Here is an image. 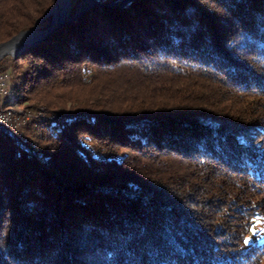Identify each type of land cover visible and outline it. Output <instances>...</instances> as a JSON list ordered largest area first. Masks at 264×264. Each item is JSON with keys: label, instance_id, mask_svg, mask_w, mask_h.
Returning a JSON list of instances; mask_svg holds the SVG:
<instances>
[{"label": "trees", "instance_id": "obj_1", "mask_svg": "<svg viewBox=\"0 0 264 264\" xmlns=\"http://www.w3.org/2000/svg\"><path fill=\"white\" fill-rule=\"evenodd\" d=\"M91 1L0 62L65 118L0 125V264H264V0ZM55 3L0 0V43Z\"/></svg>", "mask_w": 264, "mask_h": 264}, {"label": "water", "instance_id": "obj_2", "mask_svg": "<svg viewBox=\"0 0 264 264\" xmlns=\"http://www.w3.org/2000/svg\"><path fill=\"white\" fill-rule=\"evenodd\" d=\"M132 0H124L113 6L124 7ZM96 2H88V6L80 10L76 16H71V0H56V5L50 9L44 18L40 19L34 28L21 31L9 41L0 44V61L5 57L16 58L22 53L38 47L46 38L57 29L76 20L84 11L96 5ZM101 6V5H100ZM52 17L51 26L47 30H39V25L46 19Z\"/></svg>", "mask_w": 264, "mask_h": 264}, {"label": "rangeland", "instance_id": "obj_3", "mask_svg": "<svg viewBox=\"0 0 264 264\" xmlns=\"http://www.w3.org/2000/svg\"><path fill=\"white\" fill-rule=\"evenodd\" d=\"M124 1V0H123ZM133 1V0H132ZM88 2H92L91 0H80V2H76L71 0V16H76L77 13L80 10L85 9L88 6ZM94 2V1H93ZM122 2V1H120ZM118 2V3H120ZM118 3H114V4H118ZM131 3V2H130ZM114 4L110 5L113 6ZM56 5V3H55ZM55 7V6H54ZM52 9V8H51ZM49 11V10H48ZM47 11V12H48ZM46 12V13H47ZM46 15V14H45ZM45 17V16H44ZM43 17V18H44ZM52 19V17H49ZM46 18L43 22H45L47 19ZM42 19V18H41ZM40 20V19H39ZM38 20V21H39ZM37 21V22H38ZM36 22V23H37ZM42 22V23H43ZM41 23V24H42ZM52 23V20H51ZM40 24V25H41ZM36 25V24H35ZM40 25H39V30H40ZM51 26V24H50ZM49 26V27H50ZM35 27V26H34ZM33 27V28H34ZM47 30V29H46ZM24 31V30H23ZM19 34V33H18ZM17 34V35H18ZM13 38V37H12ZM9 41V40H8ZM7 42V41H6ZM4 43V42H3ZM1 44V43H0ZM19 57V56H18ZM7 58H13L11 56L5 57L4 59H2L0 62L5 61ZM17 58V57H16ZM3 78L4 82L6 83L9 78L8 76H0V79ZM1 89V88H0ZM5 91H6V85H5ZM7 93V92H6ZM0 96H3L0 94ZM3 103L0 104V108L2 109H13L16 112H22L24 115L28 114L30 116V120L26 123V125L22 126L19 130V136H17V138L24 142V137L22 136V130L30 123H32L33 121L36 122V124L40 125L42 123L45 122H50V123H54V124H62L65 120L64 116L59 114V113H55V112H51L49 111L50 109L48 108V106H46L45 104H37L34 105V107H26V106H22V107H5L2 105ZM58 116L60 119L58 120H50L49 118H51L52 116ZM42 118V119H41ZM47 119V121H46ZM57 122V123H56ZM2 126V125H1ZM247 244L251 243V242H256V243H263L264 242V216H257L256 218H254L253 223H252V227H251V232L248 235L247 239Z\"/></svg>", "mask_w": 264, "mask_h": 264}, {"label": "built area", "instance_id": "obj_4", "mask_svg": "<svg viewBox=\"0 0 264 264\" xmlns=\"http://www.w3.org/2000/svg\"><path fill=\"white\" fill-rule=\"evenodd\" d=\"M5 85L3 78L0 79V94L5 96ZM50 120H59L60 118L56 115L49 118ZM30 120L28 114H23L22 112H16L13 109H2L0 108V125L4 126L9 130V132L17 137L19 136V130L22 126Z\"/></svg>", "mask_w": 264, "mask_h": 264}, {"label": "bare ground", "instance_id": "obj_5", "mask_svg": "<svg viewBox=\"0 0 264 264\" xmlns=\"http://www.w3.org/2000/svg\"><path fill=\"white\" fill-rule=\"evenodd\" d=\"M42 119V118H41ZM46 121H47V119H46ZM57 123V122H56Z\"/></svg>", "mask_w": 264, "mask_h": 264}, {"label": "snow or ice", "instance_id": "obj_6", "mask_svg": "<svg viewBox=\"0 0 264 264\" xmlns=\"http://www.w3.org/2000/svg\"><path fill=\"white\" fill-rule=\"evenodd\" d=\"M246 243H247V241H246Z\"/></svg>", "mask_w": 264, "mask_h": 264}]
</instances>
